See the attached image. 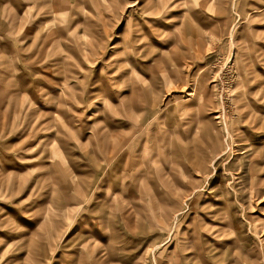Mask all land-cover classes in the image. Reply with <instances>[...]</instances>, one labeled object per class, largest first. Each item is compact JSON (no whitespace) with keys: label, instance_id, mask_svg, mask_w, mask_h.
Listing matches in <instances>:
<instances>
[{"label":"rangeland","instance_id":"rangeland-1","mask_svg":"<svg viewBox=\"0 0 264 264\" xmlns=\"http://www.w3.org/2000/svg\"><path fill=\"white\" fill-rule=\"evenodd\" d=\"M254 147L264 0H0V264H264Z\"/></svg>","mask_w":264,"mask_h":264},{"label":"bare ground","instance_id":"bare-ground-1","mask_svg":"<svg viewBox=\"0 0 264 264\" xmlns=\"http://www.w3.org/2000/svg\"><path fill=\"white\" fill-rule=\"evenodd\" d=\"M186 16V15H185ZM187 17V16H186ZM186 17H184L185 19H187ZM189 18V17H188ZM189 21H191V20H189ZM186 23V22H185ZM193 23V22H192ZM184 24V23H183ZM189 24H191V23H189ZM175 55V54H174ZM169 56V55H168ZM180 56V55H179ZM171 59V58H170ZM200 91H204V90H206V88L204 87V86H201V85H197L196 86ZM196 87H194V88H191V90H189L188 91V93H187V95H197V93H198V96H199V100H201V98L202 97H200V95H199V90H197V88ZM189 97V96H188ZM203 100V99H202ZM200 103V102H199ZM213 112H215V111H213ZM213 118H215V119H218V115H214V117ZM248 128V127H247ZM258 128V127H257ZM202 134H203V137H205V136H207L208 135V132H207V130H206V128L205 129H203L202 130ZM253 138V137H252ZM252 138H251V140H252ZM254 139H255V137H254ZM249 141H250V139H249ZM251 142V141H250ZM253 142H257V140H254ZM228 147H230V145L228 144ZM224 153H226V147L225 148H223V150H221V153L219 152L218 154L217 153H215L214 154V156H213V158H211L212 159V161H211V163H213V162H215V160H217V159H219ZM257 153H260L262 156L264 155L263 154V150H261V149H259L258 148V150H257V148L256 147H254L253 148V151H252V155H256ZM220 154H222V155H220ZM190 158V157H189ZM199 160V159H198ZM255 161V160H254ZM262 162H260V166L258 165V163L259 162H251V165L249 164V170H251L252 172L254 171V177L253 178H256V182H252L251 183V185H253V186H256V188H255V192H256V194L257 193H260L261 192V190L260 189H258V184H259V186L261 185V182H262V179H261V176L260 175H256L255 174V170H257V171H260V170H262V163H263V159L261 160ZM255 167H258V168H255ZM229 168V167H228ZM225 169H226V167H225ZM228 174V173H227ZM252 175H253V173H252ZM222 176V175H221ZM230 177H231V175H229ZM229 182L227 183L230 187H232L233 185H232V181L231 180H228ZM263 195V194H262ZM151 206H154V203L152 202L151 204H150ZM124 208V207H123ZM131 208V212H132V214L135 216V217H137L138 218V214H139V212L137 211V207H134V206H131L130 207ZM118 211V210H117ZM183 214H185L186 215V212H184ZM150 216L152 217V219H153V221H155V222H157V223H161V220H162V218L161 219H159L158 218V215H157V212L156 211H154L153 210V212H152V215L150 214ZM168 220V217H167V214H164V220H163V222L164 221H167ZM203 220V219H202ZM205 220V219H204ZM162 222V223H163ZM166 224V223H165ZM157 225H161V224H157ZM163 225V224H162ZM166 226H167V224H166ZM193 230V229H192ZM194 231V234H196V231H195V229L193 230ZM224 231V230H223ZM210 232V231H209ZM224 235V234H223ZM167 237V239L169 238V234L166 236ZM196 237V236H195ZM216 237H218V235L217 234H215V236L214 237H211V238H216ZM124 239V238H123ZM194 240V238L191 240V241H193ZM123 241V240H122ZM126 243V242H125ZM196 246V244L194 243V244H192V246L191 247H195ZM209 246H211V247H209ZM212 248H214V246H213V244H211V243H209V245H208V248H205V249H207V250H209V249H212ZM182 251H184L185 250V248H184V246H182ZM215 249V248H214ZM213 250V249H212ZM217 250V249H216ZM259 250V249H258ZM261 250V249H260ZM187 252V251H186ZM193 253H194V251H193ZM222 253V252H221ZM262 253V252H261ZM196 253H194V254H192V256L195 258L196 257ZM198 255H199V253H198ZM216 255V254H215ZM192 257V258H193ZM184 258H185V260L186 261H188V263L187 264H192V261L191 260H189L188 258H189V256L188 255H185L184 256ZM227 258V257H226ZM213 259V258H212ZM217 259H215V261H216ZM175 263V262H174ZM221 263V262H220Z\"/></svg>","mask_w":264,"mask_h":264},{"label":"crops","instance_id":"crops-1","mask_svg":"<svg viewBox=\"0 0 264 264\" xmlns=\"http://www.w3.org/2000/svg\"><path fill=\"white\" fill-rule=\"evenodd\" d=\"M151 202H152L151 200H150L149 202H146V204H144V206H143V208H142V210H144V209L146 210V206H148V208H147V211H148V212H147L146 214H144V218H146V219H148V220H153L152 217L150 216V214L152 215V211L149 212V208H150V204H151ZM142 210H141V211H142ZM141 211H140V212H141ZM142 214H143V213H142ZM142 214L139 213L138 216H139V215L142 216Z\"/></svg>","mask_w":264,"mask_h":264}]
</instances>
